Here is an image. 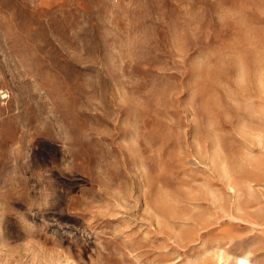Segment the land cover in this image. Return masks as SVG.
I'll list each match as a JSON object with an SVG mask.
<instances>
[{"label": "rangeland", "instance_id": "1", "mask_svg": "<svg viewBox=\"0 0 264 264\" xmlns=\"http://www.w3.org/2000/svg\"><path fill=\"white\" fill-rule=\"evenodd\" d=\"M0 216V264H264V0H0Z\"/></svg>", "mask_w": 264, "mask_h": 264}, {"label": "clouds", "instance_id": "2", "mask_svg": "<svg viewBox=\"0 0 264 264\" xmlns=\"http://www.w3.org/2000/svg\"><path fill=\"white\" fill-rule=\"evenodd\" d=\"M244 16V11L242 8H233V7H229V8H224L221 10V12L219 13V19L221 20V22H224L226 20H238L240 18H242ZM29 217H32V219H30ZM35 217L34 216H28V217H24L23 220L18 221V223L20 224L21 230H25L28 229L32 232L37 231L38 229V225L35 222ZM3 217L0 216V220H2Z\"/></svg>", "mask_w": 264, "mask_h": 264}, {"label": "bare ground", "instance_id": "3", "mask_svg": "<svg viewBox=\"0 0 264 264\" xmlns=\"http://www.w3.org/2000/svg\"><path fill=\"white\" fill-rule=\"evenodd\" d=\"M241 264H244L246 262L245 258H241Z\"/></svg>", "mask_w": 264, "mask_h": 264}]
</instances>
